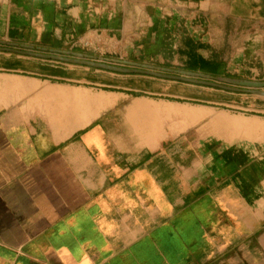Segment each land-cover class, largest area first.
<instances>
[{
	"label": "crops",
	"instance_id": "1",
	"mask_svg": "<svg viewBox=\"0 0 264 264\" xmlns=\"http://www.w3.org/2000/svg\"><path fill=\"white\" fill-rule=\"evenodd\" d=\"M0 44L264 82V0H0ZM0 264H264V95L0 52Z\"/></svg>",
	"mask_w": 264,
	"mask_h": 264
},
{
	"label": "water",
	"instance_id": "2",
	"mask_svg": "<svg viewBox=\"0 0 264 264\" xmlns=\"http://www.w3.org/2000/svg\"><path fill=\"white\" fill-rule=\"evenodd\" d=\"M0 52L2 53H16L21 55H28L33 57H40L48 60L60 61L65 63H76L93 66L96 68L107 69L117 72L125 73H137L144 75H152L159 78H168L179 81H184L191 84L203 85L208 87H216L228 91L235 92H255L264 95V82L252 81V80H240V79H221V81H215L210 76L190 71H178L166 68H154L146 64H139L129 60L123 59H110L106 57H97L93 55L83 53H72V56L66 51H62L59 55L55 53H40L33 51V47L25 45L22 48H18L13 45H1Z\"/></svg>",
	"mask_w": 264,
	"mask_h": 264
},
{
	"label": "rangeland",
	"instance_id": "3",
	"mask_svg": "<svg viewBox=\"0 0 264 264\" xmlns=\"http://www.w3.org/2000/svg\"><path fill=\"white\" fill-rule=\"evenodd\" d=\"M125 18H126V20L128 21V23H129V28L127 29V31H126V35L128 36V37H130V36H133V34L135 33V30L134 29H131L133 26H134V24L136 23V21L135 20H138V18H139V15L135 12V10H134V8L132 7V6H129L128 7V11H127V14H126V16H125ZM143 21H142V23H143V31L144 32H147V29L149 28V20H150V13H149V11H147L144 15H143V19H142ZM165 20V19H164ZM135 25H137V23L135 24ZM146 35V34H145ZM101 40H103V39H101ZM105 55L106 56H112V57H126V56H124L125 55V53L124 52H122V53H117V54H109V53H105ZM192 89H194L193 87H192ZM192 91H194V90H192ZM207 91V90H206ZM209 91V90H208ZM208 94H207V97L209 98L210 97V95L211 94H209V92H207ZM235 97H238V100L239 101H246V100H252L253 99V97L252 96H250V95H246V94H236V93H231V92H223V98L224 99H233V100H235L234 98ZM226 105V106H225ZM227 105H229V106H227ZM225 108H219V109H215V110H224V111H228L230 114H233V115H235V114H240L239 112L240 111H244V110H242V109H239V108H237V107H231L230 106V104L229 103H226V101H224V105H223ZM228 107V108H227ZM230 109V110H229ZM247 111V110H246ZM192 132H195L194 130H192Z\"/></svg>",
	"mask_w": 264,
	"mask_h": 264
},
{
	"label": "trees",
	"instance_id": "4",
	"mask_svg": "<svg viewBox=\"0 0 264 264\" xmlns=\"http://www.w3.org/2000/svg\"><path fill=\"white\" fill-rule=\"evenodd\" d=\"M204 99H206V100H209V98H208V97H205Z\"/></svg>",
	"mask_w": 264,
	"mask_h": 264
}]
</instances>
